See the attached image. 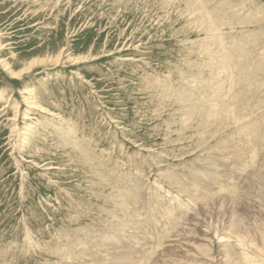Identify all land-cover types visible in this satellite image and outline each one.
Segmentation results:
<instances>
[{"label":"rangeland","instance_id":"obj_1","mask_svg":"<svg viewBox=\"0 0 264 264\" xmlns=\"http://www.w3.org/2000/svg\"><path fill=\"white\" fill-rule=\"evenodd\" d=\"M262 131L264 0H0V264H247Z\"/></svg>","mask_w":264,"mask_h":264},{"label":"bare ground","instance_id":"obj_2","mask_svg":"<svg viewBox=\"0 0 264 264\" xmlns=\"http://www.w3.org/2000/svg\"><path fill=\"white\" fill-rule=\"evenodd\" d=\"M198 21H199V20H198ZM203 22L206 23V24L208 23V21H206V20H203ZM203 22H202V23H203ZM204 23H203V25H205ZM199 26H200V25H199ZM205 27H206V25H205ZM203 28H204V26H203ZM205 29H206V28H205ZM208 29H209V28H208ZM210 30H211V29H210ZM212 33H213V32H212ZM215 36H216V35H214V33H213V34H212V39H214V40H217V39L220 40V38H217V39H216ZM217 37H218V35H217ZM221 47H222V46H221ZM225 49H226V48H225ZM225 49L223 50V53H222V54H223V56H224V59L226 60V68H224L223 70H227L228 67H230L231 62H232V60H233V58H232L231 54L229 53V51H227V50H225ZM233 63H234V62H233ZM231 66H232V65H231ZM226 72H227V71H226ZM241 81H242V80H241ZM242 85H244V84H243V81H242ZM242 85H241V86H242ZM242 87H243V86H242ZM245 89H246V88H245ZM249 89H250V88H249ZM249 89L247 88V90H249ZM243 90H244V89H243ZM240 91H241V90H240ZM241 92H242V91H241ZM244 92H245V91H244ZM239 93H240V92H239ZM247 93H248V92H247ZM242 94H243V93H242ZM248 94H249V93H248ZM238 95H239V94H238ZM259 95H260V94H259ZM244 96H245V95H244ZM246 96H248V95H246ZM240 98H241V97H240ZM243 99H244V98H243ZM239 100H241V99H239ZM238 102H239V101H238ZM233 103H235V101H234ZM239 103H240V102H239ZM237 104H238V103H237ZM241 104H242V102H241ZM235 107H236V106H235ZM243 107H244V106H243ZM232 108H233V107H232ZM235 109H236V108H235ZM229 110H230V109H228V111H229ZM237 110H238V109H237ZM237 110H236V111H237ZM245 110H247V109H245ZM245 110H244V111H245ZM238 111H239V110H238ZM242 111H243V110H242ZM230 112H231V111H230ZM230 112H229V113H230ZM222 113H223V112H222ZM225 113H226V112L224 111L223 114L226 115ZM234 113H236V112H234ZM236 114H237V113H236ZM215 115H216L217 117H218V115L221 116V114H217V113H216ZM227 115H228V113H227ZM214 117H215V116H214ZM226 117H227V116H226ZM228 117H231V116H228ZM229 119L231 120V118H229ZM229 119H228V120H229ZM230 120H229L228 122H232V121H230ZM246 120H248V121H252V119L249 120V119H247V118H246ZM246 120H245V121H246ZM221 121H222V120H221ZM233 121H234V118H233ZM237 122H238V121H237ZM241 122H242V121H241ZM246 122H247V121H246ZM239 123H240V118H239ZM239 123H237V124H239ZM228 124H229V123H228ZM230 124H231V123H230ZM237 124H236V126H238ZM249 124L251 125L250 122H249ZM243 125H244V124H243ZM15 126H16V125H15ZM245 126H246V128H247V124H246ZM253 127H256V128H257V126L251 125V126L248 127L247 129L244 128L242 131H243V133H244V132H245V133H248V132H250V133H253V132H254V133H255V131H253ZM238 129H239V128H238ZM252 131H253V132H252ZM257 131H259V130H257ZM262 132L264 133V131H262ZM254 133H253V135H256V137H260L259 134H258V132H257L256 134H254ZM262 135H264V134H262ZM262 135H261V136H262ZM262 137L264 138V136H262ZM253 138H255V137H253ZM258 139H259V138H258ZM241 140L243 141V139H241ZM245 140H246V139H245ZM247 140H248V139H247ZM29 141H30V140H29ZM258 141H259V140H258ZM263 141H264V140H263ZM13 142H14V141H13ZM255 142H256V141H255ZM241 143H242V142H241ZM245 143H246V142H245ZM253 143H254V142H253ZM250 144H251V143H250ZM263 144H264V143H263ZM239 146H240V145H239ZM244 146H245V145H244ZM254 146H255V145H254ZM240 147H241V146H240ZM262 147H263V146H262ZM244 148H245V147H244ZM252 148H254V147H252ZM255 148H256V147H255ZM238 150L240 151V149H238ZM261 151H262V150H261ZM236 153H238V151H237ZM236 153H235V154H236ZM247 153H248V152H247ZM253 153H254V155H255V151H254ZM235 154H233V155H235ZM248 154H252V153L250 152V153H248ZM260 154H261V152H260ZM204 155H205V154H204ZM236 155H237V154H236ZM238 155H239V154H238ZM238 155H237V156H238ZM240 155H241V154H240ZM256 155H257V154H256ZM256 155H255L254 157H257ZM246 156H248V155L246 154ZM249 156H250V155H249ZM259 156H260V155H259ZM240 157H241V156H240ZM243 157H244V156H243ZM252 157H253V155H251V158H250V157H247V158H248V159H252ZM247 158H246V161L248 160ZM257 158H258V157H257ZM237 159H238V158H237ZM254 159H255V158H254ZM242 160H243V159H242ZM256 160H257V159H256ZM238 161H239V160H238ZM241 162H242V161H241ZM248 162L250 163L251 161L248 160ZM252 162L254 163V161H252ZM252 162H251V163H252ZM256 162H257V161H256ZM201 163H203V161H202ZM205 163H206V162H205ZM251 163H250V164H251ZM257 163H259V162H257ZM263 163H264V162H263ZM199 164H200V163H199ZM211 164H212V163H211ZM250 164H249V165H250ZM201 165H202V164H201ZM205 165H207V164H205ZM247 165H248V163H247ZM251 165H252V164H251ZM254 165H256V163H255ZM259 165H260V164H259ZM203 166H204V165H203ZM210 166H211V165H210ZM212 166H214V165L212 164ZM208 167H209V166H208ZM214 167H215V166H214ZM244 167H245V165L243 166V168H244ZM248 167H249V166H248ZM253 167H254V169H255V166H253ZM261 167H262V166H261ZM215 168H217V167H215ZM215 168H213V169H214V170L219 169V168H217V169H215ZM250 168H251V166H250ZM256 168H257V167H256ZM203 169H204V168H203ZM205 169H209V168H206V166H205ZM248 169H249V168H247V171H248ZM252 169H253V168H252ZM232 170H233V168H232ZM235 170H236V169H235ZM250 170H251V169H250ZM256 170H257V169H256ZM167 171H168V170H167ZM208 171H209V170H208ZM210 171H211V170H210ZM219 171L221 172L220 169H219ZM219 171H218V172H219ZM236 171H237V170H236ZM245 171H246V170H245ZM245 171L243 170V172H245ZM247 171H246V172H247ZM251 171H252V170H251ZM251 171H248V173H249V172L251 173ZM261 171H262V170H261ZM203 172H204V171H203ZM220 172H219V173H220ZM226 172H227V170H226ZM237 172H238V171H237ZM239 172H240V171H239ZM243 172H240V173H243ZM252 172H253V171H252ZM262 172H263V171H262ZM213 173H214V172H213ZM216 173H217V171H216ZM255 173H256V172H255ZM255 173L253 172V174H255ZM192 174H193V172H192ZM199 174H200V173H199ZM253 174H252V175H253ZM44 175H45V174H44ZM215 175H216V174H215ZM255 175H258V174H255ZM255 175H254V177H255ZM206 176H207V175H206ZM218 176L220 177V175H218ZM199 177H200V175H199ZM251 177H252V176H251ZM200 178H202V177H200ZM204 178H205V177H204ZM206 178H207V177H206ZM206 178H205V179H206ZM220 178H221V177H220ZM252 178H253V177H252ZM188 179H189V178H188ZM205 179H204V180H205ZM217 179H218V178H217ZM257 179H259L257 184H259V185H263V175H259V176L257 177ZM257 179H256V180H257ZM189 180H190V179H189ZM189 180H188V181H189ZM197 180H200V179L197 178ZM159 181H161V180H159ZM186 181H187V180H186ZM200 181H201V180H200ZM202 181H203V180H202ZM253 181H254V180H253ZM191 182H192V181H190V183H191ZM206 182H207V181H206ZM157 183H158V182H157ZM160 183H162V182H160ZM174 183H176V181H175ZM204 183H205V182H204ZM227 184H228V182H227ZM242 184H243V182H242ZM161 185H163V184H161ZM178 185H179V184H178ZM206 185H207V184H206ZM245 185H246V184H245ZM247 185H248V184H247ZM175 186H176V185H175ZM180 186H181V185H180ZM187 186H188V185H187ZM191 186H192V185H191ZM194 186H195V185H194ZM248 186H249V185H248ZM248 186H247V188H248ZM141 187H143V186L141 185ZM185 187H186V186H185ZM192 187H193V186H192ZM234 187H235V186H234ZM138 188H139V186H138ZM162 188H163V186H162ZM179 188H181V187H179ZM179 188H178V189H179ZM187 188H188V187H186L185 189H187ZM232 188H233V185L231 186V189H232ZM244 188H246V186H245ZM163 189H164V188H163ZM182 189H183V188H182ZM185 189H183V190H185ZM190 189L193 190V188H190ZM195 189H196V188H195ZM201 189H202V188H201ZM228 189H229V188H228ZM204 190H205V189H204ZM132 191H133V190H132ZM136 191H137V190H136ZM188 191H189V190H188ZM188 191H187V192H188ZM199 191H200V188H199ZM231 191L234 192L233 189H232ZM231 191H230V192H231ZM130 192H131V191H130ZM180 192H181V191H180ZM190 192H191V194H192V191H189V193H190ZM193 192H194V191H193ZM196 192H197V191H195L194 194H197ZM214 192H215V191H214ZM216 192H217V191H216ZM216 192H215V193H216ZM128 193H129V191H128ZM128 193H127V194H128ZM133 193H134V192H133ZM137 193H138V192H137ZM189 193H188V194H189ZM124 194H125V193H124ZM129 194H131V196H133L132 192L129 193ZM135 194H136V193H135ZM182 194H183V193H182ZM188 194H186V195L188 196ZM218 194L220 195L221 193H218ZM245 194H247V196H250V194H248V193H245ZM245 194L243 195V197H247ZM163 195H164V194H163ZM173 195H174V194H173ZM211 195H212V194H211ZM213 195H214V194H213ZM126 196H127V195H126ZM126 196L124 195V197H126ZM131 196H127V197L130 199ZM164 196H165V195H164ZM166 196H167V195H166ZM171 196H172V194H171ZM176 196H177V194H176ZM179 196H181V195H179ZM184 196H185V195H184ZM187 196H186V197H187ZM189 196H190V194H189ZM191 196H192V195H191ZM215 196H216V194H215ZM127 197H126V198H127ZM133 197H135V196H133ZM133 197H132V199H133ZM136 197H137V194H136ZM136 197H135V198H136ZM186 197H185V198H186ZM208 197H209V196H208ZM210 197H213V196H210ZM250 197H251V196H250ZM144 198H145V197H144ZM162 198H163V197H162ZM187 198H188V197H187ZM187 198H186V199H187ZM193 198H194V197H193ZM119 199H120V198H119ZM129 199H128V200H129ZM136 199H137V198H136ZM197 199H198V198H197ZM245 199H248V198H245ZM123 200H124V199H123ZM123 200H122V201H123ZM128 200H127V201H128ZM130 200H131V199H130ZM130 200H129V201H130ZM133 200H134V199H133ZM160 200H162V199H160ZM193 200H195V199H193ZM249 200H250V199H249ZM252 200H254V199H252ZM122 201H120L121 204H122ZM125 201H126V200H125ZM162 201H163V200H162ZM189 201H191V203H192L191 198L189 199ZM195 201H196V200H195ZM255 201H256V200H255ZM131 202H132V201H131ZM176 202H177V201H176ZM187 202H188V200H187ZM187 202H186V203H187ZM193 202H194V201H193ZM246 202H247V204H250V203H252L253 201H246ZM132 203H133V202H132ZM194 203H195V202H194ZM121 204H120V207L122 206V208H124V207H123L124 204H123V205H121ZM164 204H165V203H164ZM178 204H179V203H178ZM178 204H176V205H178ZM195 204H197V202H196ZM118 205H119V204H118ZM127 205H128V203H127ZM176 205H175V206H176ZM179 205H180V204H179ZM182 205H183V203H182ZM153 206H154V205H153ZM173 206H174V205H173ZM175 206H174V207H175ZM158 207H159V206H158ZM127 208H128V206L126 207V205H125V209H127ZM176 208H178V207H176ZM176 208H175V209H176ZM184 208H185V206H184ZM191 209H192V208H191ZM145 211H146V210H145ZM145 211H144V212H145ZM180 211H181V209H180ZM162 212H163V211H162ZM165 212H166V211H165ZM178 212H179V211H178ZM183 212H184V209H183ZM186 212H187V210H186ZM186 212H185L184 214H187ZM180 213H181V212H180ZM117 214H118V213H117ZM147 214H148V213H147ZM120 215H121V214H120ZM150 215H152V214H150ZM180 215H181V214H180ZM116 216H117V215H116ZM121 216H122V215H121ZM121 216H117V217H120V218H121ZM182 216H183V214L180 216V218H181ZM117 217H115V218H117ZM147 217H148V216H147ZM176 217H177V216H176ZM115 218H114V219H115ZM125 218H126V216H125ZM186 219H187V216H186ZM116 220H117V219H116ZM123 220H124V222L126 223L127 218H126V221H125V219H123ZM184 220H185V219H184ZM184 220H183V221H184ZM189 222H190L191 227H192V226H193V227H198V226L200 225V222H199L198 220H196L195 218H191ZM118 223H119V222H118ZM128 223H129V222H128ZM128 223H127V224H128ZM135 223H136V222H135ZM155 223H156V222H155ZM178 223H180V222H178ZM178 223H177V224H178ZM120 224H121V223H120ZM138 224H139V223H138ZM138 224H137V225H138ZM182 224H183V223H182ZM185 224H186V223H185ZM152 225H153V223H152ZM178 226H180V225H178ZM178 226H177V227H178ZM184 226H185V225H184ZM184 226H182V227H184ZM120 227H121V226H120ZM146 227H147V226H146ZM158 227H159V225H158ZM174 227H176V224H175ZM174 227H173V228H174ZM182 227H181V228H182ZM135 228H136V227H134V229H135ZM154 228H156V227L154 226ZM162 228H163V227H162ZM181 228L179 227V229H181ZM97 229H98V228H97ZM123 229H124V228H123ZM152 229H153V228H152ZM171 229H172V228H171ZM175 229H176V228H175ZM182 229H184V228H182ZM187 229H188V228H187ZM187 229H186V230H187ZM111 230H112V229H111ZM132 230H133V229H132ZM138 230H139V229H138ZM157 230H159V229H157ZM177 230H178V229H177ZM177 230H175V231H177ZM189 230H190V229H189ZM189 230H188V231H185V232H183V233H182V232H181V233H178V234H177V238H176V236H175L176 240L174 239V243H173L172 245H170L171 247H169V249H168V255L165 253L166 256H162V254H161V258H159L157 261H155L154 264H187V260L185 261L184 259H187V250H188L187 248H188V246H189L188 243H187V236H188V232H189ZM151 231H152V230H151ZM172 231H173V230H172ZM172 231H170V232L172 233ZM181 231H182V230H181ZM37 232H38V231H37ZM97 232H98V231H97ZM155 232H156V230H155ZM155 232H154V233H155ZM177 232H178V231H177ZM177 232H176V233H177ZM231 232H232V234H235V232H233V231H231ZM168 233H169V232H168ZM176 233H175V234H176ZM104 234H105V233H104ZM112 234H113V232H112ZM51 235H52V234H51ZM102 235H103V234H102ZM171 235H172V234H171ZM149 236H150V235H149ZM168 236H169V235H168ZM168 236H167V237H168ZM239 236H240V235H239ZM239 236H238L239 239H236V242H235V245H234V246L237 247L236 249H238V248L241 249V253H242L243 255H245V257L247 258V262H248L247 264H249V261H248L249 258H250V259H256L257 257H258L260 260L257 259V260H255V261H257L258 264H264V259H261V257H259L258 255H255V256H254V254L251 252V249L254 250L255 252H260V251H261V252L263 253V255H264V233H263L262 235L257 234V235L255 236V239H254V241H256V242H258V243L261 244L262 249H260V251L257 250V247H256V249H254V248L251 247V245L253 244L252 242L249 243L248 241H246V239H245L244 237H241V236L239 237ZM105 237H106V236H105ZM107 237H108V236H107ZM107 237H106V240H107ZM111 237H112V236H111ZM167 237H166V238H167ZM60 238H61V237H60ZM132 238H133V237H132ZM148 238H149V237H148ZM155 238H156V237H155ZM52 239H53V238H52ZM109 239H110V237H109ZM109 239H108V240H109ZM118 239H120V238L118 237ZM143 239H144V238H143ZM143 239H142V240H143ZM151 239H152V238H151ZM164 239H165V238H164ZM164 239H163V240H164ZM108 240H107V241H108ZM113 240H114V239H113ZM113 240L111 241V243L113 242ZM115 240H116V236H115ZM171 240H172V239H171ZM123 241H124V240H123ZM127 241H128V240H127ZM147 241H148V240H147ZM149 241H150V240H149ZM101 242H102V241H101ZM103 242H104V241H103ZM109 242H110V240H109ZM109 242H108V244L111 245V243H109ZM120 242H121V241H120ZM139 242H140V241H139ZM154 242H155V241H154ZM164 242H165V241H164ZM116 243H118L117 240H116ZM141 243H143V242H141ZM106 244H107V243H106ZM123 244H124V242H123ZM133 244H135V243H132V245H133ZM154 244H155V243H154ZM254 244H255V243H254ZM104 245H105V243H104ZM104 245H103V247H105ZM112 245H115V242H114ZM112 245H111V247H112ZM119 245H120V244H119ZM137 245H138V243H137ZM151 245H153V244H151ZM117 246H118V245H117ZM121 246H123V245H121ZM121 246H120V247H121ZM160 246H161V245H160ZM163 246H164V245H163ZM103 247H102V248H103ZM125 247H126V246H125ZM140 247H141V246H140ZM144 247H146V246H144ZM149 247H150V246H149ZM151 247H152V246H151ZM58 248H59V247H58ZM105 248H106V247H105ZM118 248H119V246H118ZM142 248H143V247H142ZM142 248H141V249H142ZM147 248H148V247H147ZM152 248H154V247H152ZM152 248H151V249H152ZM158 248H159V247H158ZM158 248H157V249H158ZM250 248H251V249H250ZM106 249H107V248H106ZM121 249H123V248H121ZM138 249H139V247H138ZM239 249H238V250H239ZM108 250H110V249H108ZM125 250H126V249H125ZM144 250H148V249H144ZM152 250H153V249H152ZM155 250H156V249H155ZM159 250H160V249H159ZM165 250H166V249H165ZM122 251H124V250H122ZM133 251L135 252V251H137V250L134 249ZM157 251H158V250H157ZM161 251H162V250H161ZM25 252H26V251H25ZM124 252H125V251H124ZM126 252H127V251H126ZM138 252H139V251H138ZM141 252H143V251H141ZM154 252H155V251H154ZM154 252H150V253H154ZM159 252H160V251H159ZM239 252H240V250H239ZM36 253H37V252H36ZM116 253H117V252H116ZM121 253H122V252H121ZM131 253H132V252H131ZM145 253H148V252L146 251ZM145 253H144V254H145ZM162 253H163V252H162ZM249 253H250V254H249ZM117 254H119V253H117ZM124 254H125V253H124ZM124 254L121 255V256H122V257H121V259H122L121 262H124L125 264L130 263V262H129V261H130V258H133V257H130V258H129L128 256H126V254H125V255H124ZM128 254H129V253H128ZM135 254H136V253H135ZM137 254H138V253H137ZM158 254H159V253H158ZM149 255H150V254H149ZM151 255H153V254H151ZM155 255H156V254H155ZM251 255H252V256H251ZM115 256H116V255H115ZM136 256H137V255H136ZM138 256L140 257L141 255H138ZM153 256H154V255H153ZM153 256H148V255H147V257H150V258L153 257ZM256 256H257V257H256ZM96 257H97V256H96ZM116 257H117V256H116ZM118 257H119V256H118ZM134 257H135V256H134ZM155 257H156V256H155ZM177 257L182 258V260H180V259L177 260ZM105 259H106V257H105ZM108 259H109V258H108ZM108 259H107V260H108ZM134 259H135V258H134ZM139 259H140V258H139ZM139 259H138V260H139ZM147 259H148V258H147ZM109 260H110V259H109ZM131 260H132V259H131ZM155 260H156V259H155ZM208 260H210V259H208ZM118 261H119V259H118ZM132 261H133V260H132ZM140 261H141V260H140ZM151 261H152V259H151ZM253 261H254V260L250 261L251 264H252ZM87 262H88V261H87ZM109 262H111V261H109ZM119 262H120V261H119ZM119 262H118V263H119ZM140 263H141V262H140ZM7 264H8V263H7ZM98 264H99V263H98ZM102 264H103V263H102ZM105 264H106V263H105ZM109 264H110V263H109ZM131 264H132V263H131ZM136 264H139L138 261H137Z\"/></svg>","mask_w":264,"mask_h":264}]
</instances>
